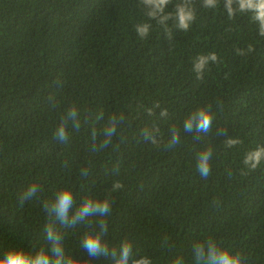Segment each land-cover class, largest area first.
<instances>
[{
  "label": "trees",
  "instance_id": "1",
  "mask_svg": "<svg viewBox=\"0 0 264 264\" xmlns=\"http://www.w3.org/2000/svg\"><path fill=\"white\" fill-rule=\"evenodd\" d=\"M194 7L187 32L170 23V38L152 21L141 40L135 25L147 17L139 0H0V251L43 243V203L68 186L77 203L86 193L110 194L107 241L118 246L127 237L154 264L178 255L191 264L193 240L207 236L241 251L246 264H264V161L255 170L242 163L248 150L264 146V37L250 14L229 19L223 0L215 9L201 0ZM249 44L253 52L237 55ZM211 51L219 62L197 79L193 58ZM73 103L82 126L59 143L55 128ZM202 104L215 117L208 138L181 132V143L167 148L169 128H182ZM113 114L123 117L117 134L93 152L92 126L99 130ZM153 125L159 147L142 136ZM229 137L241 143L229 148ZM206 146L213 159L204 179L196 153ZM114 180L123 188L111 192ZM32 182L43 191L21 205ZM84 228H60L66 254L82 255Z\"/></svg>",
  "mask_w": 264,
  "mask_h": 264
},
{
  "label": "clouds",
  "instance_id": "2",
  "mask_svg": "<svg viewBox=\"0 0 264 264\" xmlns=\"http://www.w3.org/2000/svg\"><path fill=\"white\" fill-rule=\"evenodd\" d=\"M220 0H201V7L215 9ZM145 9L146 21L135 25V32L141 40L148 38L152 30V21L162 27L168 37H172L170 23L176 30L187 32L196 19L194 0H139ZM172 4L171 10L168 6ZM223 7L229 19H234L237 14H250V20L257 25L258 35L264 37V0H223ZM254 51V46L249 44L245 49L237 48V55L245 56ZM218 63V54L214 51L206 54H197L193 58L192 71L197 79L203 78V73L209 63ZM155 107H159L156 104ZM152 115V111H148ZM168 115L167 109L160 111L161 117ZM214 113L211 104H202L190 110L182 123V128L173 124L169 128L166 147L171 149L181 143V132L191 135L194 140L200 141L208 138L213 130ZM103 119L101 112L96 116V121ZM122 116L115 114L108 117L107 121L98 130L92 126L90 140L92 151L107 148L117 134ZM82 126L80 109L77 104H71L61 115L57 124L54 137L59 143H67L72 132L79 131ZM145 141L159 147L162 143L158 126H146L142 130ZM227 147L232 148L241 141L239 138L229 137L224 140ZM213 149L206 146L196 153V171L201 178L207 179L212 172ZM264 161V146L258 145L248 150L243 156V165L255 170ZM118 171V169H117ZM123 188L119 180L112 183L111 192ZM42 186L36 182L30 183L19 197L20 204L25 201L38 199L42 193ZM113 202L110 194L97 198L91 193H86L77 203L72 189L68 186L60 188L50 202H44L43 208L47 214L48 222L44 227V241L32 250L22 247L10 246L0 251V264H91L93 258H111L112 264H154L150 255H139L133 249L132 242L123 238L118 246H111L106 237L109 232L108 219L112 213ZM85 225L80 239L82 255L66 254L63 244L64 236L60 228H75ZM59 226V227H58ZM191 264H246L241 251L234 250L218 241L214 236L194 239L191 244ZM172 264H184V258L177 256Z\"/></svg>",
  "mask_w": 264,
  "mask_h": 264
}]
</instances>
